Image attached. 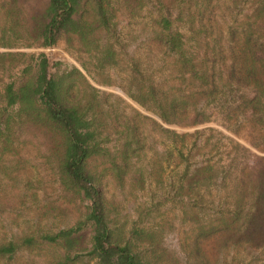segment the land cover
Returning <instances> with one entry per match:
<instances>
[{"label":"trees","instance_id":"obj_1","mask_svg":"<svg viewBox=\"0 0 264 264\" xmlns=\"http://www.w3.org/2000/svg\"><path fill=\"white\" fill-rule=\"evenodd\" d=\"M28 1L0 0L4 18L13 26L8 30L17 28L16 32L40 47L63 39L93 54L97 67L110 69L123 58L117 49L122 40L115 19L120 14H138L143 0H45L40 5ZM154 2L158 15L151 18L146 35L160 55V64L166 66L168 77H154L141 70L134 56L127 57L122 62L128 63L130 78L125 86L118 87L155 114L161 124L205 122L209 116L204 106L221 96L227 102L220 104L224 120L248 124L249 143L264 151V0ZM249 2L253 5L251 13L235 18L231 11ZM173 22L182 23L188 31L186 40L173 28ZM13 55L22 57V61L15 64L18 75L0 84V155L15 154L14 144L21 143L23 136L41 139L62 191L87 204L72 226L56 231L44 226V212H38L34 230L0 242L2 264H7L18 250L34 251L46 258V264H183L181 259L165 256L160 232L133 223L128 229L117 228L108 218L101 179L107 175L122 178L125 173L134 177L129 164L140 149L139 112L130 108V117L119 114L115 104L99 99L78 68L51 71L57 62L51 63L42 53L35 57L25 52H0V68ZM80 66L86 69L84 64ZM93 80L110 84L109 80ZM108 104L113 105L112 110ZM108 120L116 121V127ZM118 127L121 130L117 131ZM110 130L123 134L121 145L105 147ZM160 131L172 136V147L176 148H167L157 156L145 174L160 176L164 161L175 156L183 163L178 178L185 180V184L179 183L178 192L196 194L197 205L204 198L199 188L218 177L214 166L205 160L189 168L185 134L165 128ZM99 159L103 166L97 171L95 163ZM16 164L22 166L18 159ZM251 165L234 186L231 206L215 209L214 218L194 226L186 260L193 257L198 264H211L207 246L216 251L225 247L264 248V156L253 157ZM242 180L247 186H242ZM196 213L184 215L197 223ZM85 226L90 230L88 248L83 245ZM137 240L145 246L137 248Z\"/></svg>","mask_w":264,"mask_h":264},{"label":"rangeland","instance_id":"obj_2","mask_svg":"<svg viewBox=\"0 0 264 264\" xmlns=\"http://www.w3.org/2000/svg\"><path fill=\"white\" fill-rule=\"evenodd\" d=\"M44 1L30 0L27 4L40 5ZM154 3V0H143L138 14L133 16L120 14L115 19L119 38L122 40L121 47L117 49L123 58L120 57L119 65L110 69L97 67L93 54L85 52L83 48L74 44L69 45L63 39L52 46L40 47L36 42L16 32L17 28H13V31L8 30L7 27L13 26L5 20L4 9L1 6L0 52H25L26 55L31 53L35 57L42 53L51 63L57 62V65H52L51 71L76 67L85 75L87 82L96 89L99 99L104 98L115 104L119 114L130 117V108L139 112L142 121L139 129L141 130L140 149L138 155L133 157L129 164L134 177L132 178L131 173H125L122 178L107 175L106 178L101 179L110 224L117 228L128 229L133 223L138 227L158 231L161 234V247L167 253L166 257L181 259L183 264H198L193 257L189 258V261L186 260L185 255L190 248L194 226L214 218L215 209H227L231 206L230 197L233 195L234 186L240 183V175H246L252 167L253 157L264 156V151L254 148L249 143V136L246 137L248 124L234 119H230L229 123L224 120L220 106L224 103V99L221 96L213 103L204 106V112L209 116L205 122L182 121L180 124H161L159 118L151 111L142 107L143 110H138L133 103L135 101L118 87L119 84L125 86L127 78H130L128 63L122 62L127 57L134 56L141 70H146L154 77L159 76L162 79L168 77L166 66L160 64V55L149 45L146 35L151 28V18L158 15V8L153 7ZM252 8L253 5L249 2L238 5L231 12L239 19L249 15ZM173 28L181 32L186 40L188 31L183 28L182 23L173 22ZM26 44L29 46L25 47ZM13 56L0 68V84L13 80L18 75V67L15 64H20L22 57ZM24 58L26 56H23ZM81 63L86 69L80 66ZM93 78L98 81L109 80L110 84L101 85ZM112 106L109 105L108 108L112 110ZM144 116L150 121L144 119ZM108 121L116 127V121ZM161 128L185 134L184 144L187 147L184 152L188 151L189 168L205 163V160L214 166L218 177L209 185L199 188L198 193H202L204 198L201 202L197 201V205L196 194L178 192L179 183L183 181L182 183L185 184V180L178 178L183 163L181 164L175 156L168 157L164 161L165 168L160 176L145 174L151 169L153 160L157 156L160 157L167 148L172 147V136L161 132ZM118 130L121 128L118 127ZM117 131L110 130L111 135L104 142L105 147L121 145L123 134L120 136ZM20 140L21 143L17 146L14 144L15 154L3 152L0 155V206L2 204L4 207L0 209V242L34 230L36 226H33V222L38 212H44L45 219L42 222H45L44 226L52 231L64 226H72L87 204L86 201L71 199L62 191L54 175L52 161L48 158V152L41 139L27 135ZM17 159L22 166L15 167ZM102 161L99 159L95 163L97 171L101 170ZM245 182V180L241 181L242 186H247ZM191 211H197L195 218L197 223L191 221L188 215H184L185 212ZM82 234L83 245L88 248L90 236L88 226L84 227ZM136 245L137 248H142L145 243L137 240ZM211 248V246L206 248L211 264L215 261V264H264V248L225 247L217 251ZM212 254L214 257H211ZM7 264H46V258L37 256L34 251L18 250Z\"/></svg>","mask_w":264,"mask_h":264},{"label":"water","instance_id":"obj_3","mask_svg":"<svg viewBox=\"0 0 264 264\" xmlns=\"http://www.w3.org/2000/svg\"><path fill=\"white\" fill-rule=\"evenodd\" d=\"M133 103H134V105L137 107L138 110H143V109L141 108V106H139L136 102H133Z\"/></svg>","mask_w":264,"mask_h":264}]
</instances>
